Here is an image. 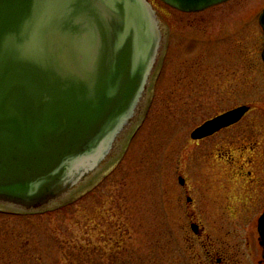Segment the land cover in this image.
<instances>
[{
	"label": "rangeland",
	"instance_id": "1",
	"mask_svg": "<svg viewBox=\"0 0 264 264\" xmlns=\"http://www.w3.org/2000/svg\"><path fill=\"white\" fill-rule=\"evenodd\" d=\"M150 2L166 24L167 54L136 133L118 162L64 207L39 214L0 207V264H198L208 250L231 264H264L257 219L245 217L241 186L230 178L227 163L241 159L236 146L229 151L227 131L190 137L244 101L252 111L229 132L248 131L264 150V0L189 14ZM191 223L203 228L201 239Z\"/></svg>",
	"mask_w": 264,
	"mask_h": 264
},
{
	"label": "water",
	"instance_id": "2",
	"mask_svg": "<svg viewBox=\"0 0 264 264\" xmlns=\"http://www.w3.org/2000/svg\"><path fill=\"white\" fill-rule=\"evenodd\" d=\"M160 1L196 13L228 0ZM259 24L264 36V10ZM166 42L148 0H0V207L52 211L108 172L146 112ZM258 232L264 259V215Z\"/></svg>",
	"mask_w": 264,
	"mask_h": 264
},
{
	"label": "flooded vegetation",
	"instance_id": "3",
	"mask_svg": "<svg viewBox=\"0 0 264 264\" xmlns=\"http://www.w3.org/2000/svg\"><path fill=\"white\" fill-rule=\"evenodd\" d=\"M261 43H262V40H261ZM167 51H168V46H167ZM165 59H166V55L163 60L159 75H161V72L164 69ZM152 101H153V97H152ZM245 105L247 104L244 103L243 101L242 104H239L234 108H238V107L245 106ZM248 107H249L248 111L238 122L228 127H225L223 129H220L219 131L213 133L210 137L204 138L199 141H205L209 138H214L217 135L227 131L225 142L228 144V146H230L229 151L230 149H232V146H236L234 150L238 152L239 157L241 159L235 163L233 162L227 163V165L230 166L229 167L230 173H231L230 178L232 180L231 182H236L241 186V192L240 194H238V197H239V201L243 208V213L246 215L245 217L250 218V219H253L256 217L257 219L256 220V233H257L256 239H257L258 245L260 246V238H259V234L257 231V227H258L259 218L264 214V156H263L264 150H262L263 154L260 153V151L257 148L258 144L252 141L253 139H255V137L251 133H248V131L239 129V130L229 132L234 127L239 126L241 122L244 120V118L248 116V114L252 111L250 106ZM234 108L229 109V111L233 110ZM225 112H228V110ZM223 113L217 114L213 116L212 118H210L209 120ZM262 133L264 132L262 131ZM260 147L262 148V143ZM246 152L249 153L247 156H245ZM180 177L181 176H179V178ZM181 178L183 179V184L180 186L185 188V179L183 177ZM184 194L186 195L187 191H184ZM188 199L190 200L188 201ZM186 201L189 204L192 203V200L188 195L186 196ZM196 225L198 229L195 233H193V238H196L198 240L202 238V236L204 235V231H203V228H201L198 224ZM217 255L216 254L212 255L211 252L208 250L206 251L204 259L199 260L198 264H231L230 260L217 257Z\"/></svg>",
	"mask_w": 264,
	"mask_h": 264
},
{
	"label": "trees",
	"instance_id": "4",
	"mask_svg": "<svg viewBox=\"0 0 264 264\" xmlns=\"http://www.w3.org/2000/svg\"><path fill=\"white\" fill-rule=\"evenodd\" d=\"M137 264H140V263H137Z\"/></svg>",
	"mask_w": 264,
	"mask_h": 264
}]
</instances>
